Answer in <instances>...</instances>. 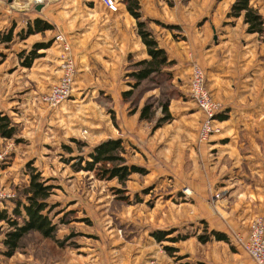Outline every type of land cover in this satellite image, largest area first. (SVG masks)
<instances>
[{"label":"rangeland","instance_id":"obj_1","mask_svg":"<svg viewBox=\"0 0 264 264\" xmlns=\"http://www.w3.org/2000/svg\"><path fill=\"white\" fill-rule=\"evenodd\" d=\"M159 1L162 15L156 20L143 18L146 29L169 34L180 46L189 37L194 22L197 29L206 23V30L211 33V22L216 23L217 18L223 19V24L236 19L229 15L235 0H215L212 5H202L203 0H196L197 4L190 3L195 0ZM149 4L146 3L147 7ZM215 29L213 27L214 32ZM23 52L16 55L18 63ZM184 52L188 53L187 49L177 47L182 61L188 59ZM73 57L76 64L74 52ZM3 59L0 56V64ZM137 62V57H128L123 76L125 84L118 97L104 96L101 89L84 83L83 78L76 82V72L69 99L50 109L41 98L49 86L59 81L60 63L57 82L33 95L35 106L32 109L37 107L40 117L35 121L38 127L28 131L17 125L13 138H0V154L7 152L5 161L0 164V191L9 195L0 202V210L10 212L14 202L23 200L29 179L26 164L30 163L51 186L52 194L47 202L53 206L50 216L57 225L53 240L30 233L22 239L14 255L7 258L3 255L2 239L10 229L0 222V264H69V259L73 258L76 262L71 264H153L150 259L156 256L161 264H197V258L209 264L208 261L221 256L223 250L241 255L234 245L201 246L197 237L205 233V228L208 231L219 227L198 218L199 204L190 200L188 203L193 207L182 205L183 197L189 196H185L186 191L178 181L181 179L182 131L175 129L180 124L176 115L181 107L187 108L183 102L193 105L187 88L191 67L199 66L198 63L173 61L172 66L138 83L131 75L139 70ZM7 89L1 87L0 96L5 97ZM123 93H129L128 99L123 100ZM146 107L149 109L147 119L141 120L139 116ZM10 110L0 103V111L15 125ZM119 118L124 121V130L119 128L123 126ZM200 124L201 121L199 127ZM107 140H121L124 164L139 167L144 173H133L124 183H119L117 179H102L95 172L77 167L79 157L87 159L93 147ZM197 144L203 145L198 141ZM193 154L199 157L197 147ZM157 162L167 165L168 172L157 166ZM219 229L229 239L234 233H240L227 226ZM156 231H174L166 238L187 236V242L173 243L167 239L158 243L152 235ZM166 247L174 251L169 254Z\"/></svg>","mask_w":264,"mask_h":264},{"label":"crops","instance_id":"obj_2","mask_svg":"<svg viewBox=\"0 0 264 264\" xmlns=\"http://www.w3.org/2000/svg\"><path fill=\"white\" fill-rule=\"evenodd\" d=\"M159 2L138 0L139 21L145 26L144 20H156L162 15ZM26 3L27 0H0V56L4 58L0 64V88H8L6 96H0V103L7 110L11 109L15 126L28 128V131L38 127L35 121L40 117L36 113L38 108L32 109L35 106L33 95L59 79L60 50L53 42L56 34L62 33L72 46L78 72L76 82L83 78L84 83L101 89L104 96L116 98L120 95L129 56L137 57L138 61L148 58L136 20L128 13L125 1L118 4L116 12L107 10L100 0H47L40 11L28 8ZM146 3H150L148 7ZM190 3L197 4V1ZM201 3L212 5L216 1L203 0ZM250 3L264 19V0H250ZM36 18L54 29L19 37L27 22ZM232 21L223 24V19L217 18L216 23L211 22V33L206 30V23L199 30L197 22L193 21L189 37L181 43L183 46L169 34L151 28L150 33L165 50L169 61L198 63L205 73L212 99L224 109V119L216 124L219 131L201 146L197 144V133L202 113L194 104L183 102L187 108L181 107L176 115L180 124L175 129L183 133L181 179L178 181L186 191L185 196L190 197H183L185 203L182 205L193 207L189 205L193 201L199 204L196 213L200 220L214 227L227 226L246 233L252 221L259 217L264 219V32L262 35L247 33L242 17ZM10 30L11 40L2 41L4 33ZM47 42H51L50 46L38 51L42 56L40 54L30 67L22 65V58L20 63L16 61L19 52L24 50L26 54L34 44ZM177 47L187 49L188 53L184 54L188 59L182 61L178 57ZM121 120L118 121L123 126L119 128L124 130ZM194 147L199 157L193 154ZM156 164L168 172L167 165ZM215 194L221 197L214 199ZM219 228L213 229L222 232ZM198 243L205 247L209 244L234 245L222 241ZM234 247L241 255L223 250L221 256L209 260V264H254L239 247ZM157 259L156 256L150 262L161 264ZM69 262L76 260L69 259ZM195 262L207 264L198 258Z\"/></svg>","mask_w":264,"mask_h":264},{"label":"trees","instance_id":"obj_3","mask_svg":"<svg viewBox=\"0 0 264 264\" xmlns=\"http://www.w3.org/2000/svg\"><path fill=\"white\" fill-rule=\"evenodd\" d=\"M126 2L128 13L136 20L137 32L147 52V59H143L136 63L139 68L137 72L131 75L138 83L148 80L153 75L159 74L167 67L173 65V61H169L164 49L158 46V43L152 37L151 33L146 29L143 22L139 21L141 15L139 12L140 6L137 0H123ZM35 9V8H33ZM231 17H242L243 22L247 25V33L262 35L264 32V19L258 11L251 5L250 0H235L231 6ZM54 27L42 20L36 18L32 22H27L26 28L18 34L19 37H28L37 33H44L53 30ZM12 32L7 31L1 38L2 41L9 42L11 40ZM51 42L36 43L31 50L19 56L22 58V65L30 67L32 62L40 56L38 51L47 49ZM123 100L128 99L129 93H123ZM149 109L146 107L142 110L139 118L147 119ZM166 111V107H163ZM222 113H219L215 118L216 121H221L224 118ZM16 134V127L8 116L0 111V138L11 139ZM124 153V148L121 145V140H107L99 143L88 152L87 159L78 158L77 167L87 172H95L97 176L102 179H117L119 183H124L128 177L133 173L143 174V169L135 166H126L124 158L121 154ZM81 163H84L81 166ZM27 175L29 177L27 186L23 190V200L14 202V207L8 212L6 209L0 210V222L6 223L10 229L4 233L2 243L4 245L3 255L7 258L12 257L19 248L22 239L30 233H37L43 239H54L57 229L56 223L53 222V217L50 216L53 206L48 204L50 198L51 186L47 185L42 180L40 173L33 168L30 163L26 164ZM55 217V216H54ZM61 223H64L61 221ZM204 223V222H203ZM198 236L197 240L201 244L211 241L229 242V237L220 231L210 229ZM174 231L159 232L156 231L152 235L158 243L169 239L173 243L178 241H185L187 236H176L166 238V236L173 234ZM55 242H58L55 240ZM62 246V244H59ZM171 254L174 251L172 248H165Z\"/></svg>","mask_w":264,"mask_h":264},{"label":"built area","instance_id":"obj_4","mask_svg":"<svg viewBox=\"0 0 264 264\" xmlns=\"http://www.w3.org/2000/svg\"><path fill=\"white\" fill-rule=\"evenodd\" d=\"M103 6L110 12H116L118 4L123 0H100ZM47 4V0H27L28 8L42 7ZM53 42L60 50L61 76L59 81L51 87L47 93L43 94L41 101L50 109L57 108L69 99L73 90V84L77 72L73 57L72 46L66 37L58 33ZM187 93L196 108L202 113V120L197 134L199 144L208 143L210 137L217 133L216 116L222 113L221 104L214 101L206 87V77L204 71L197 65L191 67V74L188 82ZM7 152L0 154V164L5 161ZM9 195L0 191V202L8 198ZM220 194H215L214 199H219ZM234 245L254 263L264 264V219L259 217L252 221L246 233H234L230 236Z\"/></svg>","mask_w":264,"mask_h":264},{"label":"water","instance_id":"obj_5","mask_svg":"<svg viewBox=\"0 0 264 264\" xmlns=\"http://www.w3.org/2000/svg\"><path fill=\"white\" fill-rule=\"evenodd\" d=\"M41 8H42V6H41V5H37V6H35V10H36V11H40V10H41Z\"/></svg>","mask_w":264,"mask_h":264}]
</instances>
